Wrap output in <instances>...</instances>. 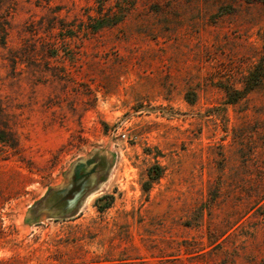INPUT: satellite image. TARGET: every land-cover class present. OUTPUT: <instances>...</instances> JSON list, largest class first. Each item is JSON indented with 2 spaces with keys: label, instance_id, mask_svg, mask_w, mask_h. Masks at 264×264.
<instances>
[{
  "label": "rangeland",
  "instance_id": "374dc122",
  "mask_svg": "<svg viewBox=\"0 0 264 264\" xmlns=\"http://www.w3.org/2000/svg\"><path fill=\"white\" fill-rule=\"evenodd\" d=\"M263 58L252 0H0V264H264Z\"/></svg>",
  "mask_w": 264,
  "mask_h": 264
},
{
  "label": "trees",
  "instance_id": "16d2710c",
  "mask_svg": "<svg viewBox=\"0 0 264 264\" xmlns=\"http://www.w3.org/2000/svg\"><path fill=\"white\" fill-rule=\"evenodd\" d=\"M255 2L262 3L264 5V0H252ZM264 84V58L256 65L255 69L250 72L249 76L244 80V86L241 90H231L227 92V102L229 104H237L239 101L244 99L252 91L261 88ZM189 102L193 103L194 98H189ZM159 174L153 177H158Z\"/></svg>",
  "mask_w": 264,
  "mask_h": 264
},
{
  "label": "bare ground",
  "instance_id": "6f19581e",
  "mask_svg": "<svg viewBox=\"0 0 264 264\" xmlns=\"http://www.w3.org/2000/svg\"><path fill=\"white\" fill-rule=\"evenodd\" d=\"M92 195H93V194H92ZM94 196H95V195H94ZM90 197L92 198V196H90ZM91 198H90V199H91Z\"/></svg>",
  "mask_w": 264,
  "mask_h": 264
}]
</instances>
